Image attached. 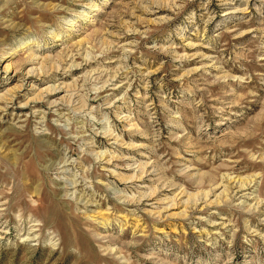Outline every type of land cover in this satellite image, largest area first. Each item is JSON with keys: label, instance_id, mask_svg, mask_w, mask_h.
<instances>
[{"label": "rangeland", "instance_id": "1", "mask_svg": "<svg viewBox=\"0 0 264 264\" xmlns=\"http://www.w3.org/2000/svg\"><path fill=\"white\" fill-rule=\"evenodd\" d=\"M0 264H264V0H0Z\"/></svg>", "mask_w": 264, "mask_h": 264}, {"label": "bare ground", "instance_id": "2", "mask_svg": "<svg viewBox=\"0 0 264 264\" xmlns=\"http://www.w3.org/2000/svg\"><path fill=\"white\" fill-rule=\"evenodd\" d=\"M56 93V92H55ZM146 196H148V195H146Z\"/></svg>", "mask_w": 264, "mask_h": 264}]
</instances>
